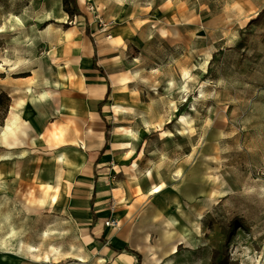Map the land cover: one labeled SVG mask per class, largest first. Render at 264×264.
I'll use <instances>...</instances> for the list:
<instances>
[{
	"label": "rangeland",
	"instance_id": "rangeland-1",
	"mask_svg": "<svg viewBox=\"0 0 264 264\" xmlns=\"http://www.w3.org/2000/svg\"><path fill=\"white\" fill-rule=\"evenodd\" d=\"M161 8L176 13L171 18ZM78 9L80 15L70 16L63 0H0V82L71 62L73 40L87 25L107 32L128 23L150 29L170 23L178 30L170 37L177 46L169 50L159 40V55L156 46L140 66L146 74L153 67L156 85L150 95L146 84V94L176 112L154 136L155 149L167 152L158 162L162 182L170 196L178 193L176 205L167 214L159 210L158 218L173 221L180 207L192 235L164 221L142 227L147 239L132 229L124 247L137 248L141 264H161L150 256L169 255L166 245L171 251V243L185 237L178 263L264 264V0H78ZM10 101L1 93L0 121ZM194 235L199 243L192 250ZM118 256L106 264L135 262ZM104 261L101 255L87 264Z\"/></svg>",
	"mask_w": 264,
	"mask_h": 264
},
{
	"label": "crops",
	"instance_id": "crops-1",
	"mask_svg": "<svg viewBox=\"0 0 264 264\" xmlns=\"http://www.w3.org/2000/svg\"><path fill=\"white\" fill-rule=\"evenodd\" d=\"M169 10L164 15L172 18L176 12ZM170 25L84 28L73 40L71 62L0 82V94L11 97L0 121V264H64L68 258L87 264L101 255L106 264L114 253L136 264L126 250L131 244L124 247L128 232L136 229L147 239L142 227L172 221L159 220L158 213L171 211L178 193L151 189L162 182L158 162L167 155L155 149L154 136L176 112L146 94V84L148 94L156 85L153 67L146 74L140 66L156 46L159 55L161 40L169 50L177 46L170 37L178 30ZM115 104L131 109L116 113ZM177 215L174 225L192 235L189 221ZM109 217L122 219L121 229L105 226ZM198 243L194 235L190 248ZM165 248L169 255L150 259L185 264L177 262L184 257L180 250ZM202 250L210 256L207 246Z\"/></svg>",
	"mask_w": 264,
	"mask_h": 264
},
{
	"label": "bare ground",
	"instance_id": "bare-ground-1",
	"mask_svg": "<svg viewBox=\"0 0 264 264\" xmlns=\"http://www.w3.org/2000/svg\"><path fill=\"white\" fill-rule=\"evenodd\" d=\"M204 92H205V91H204L203 86H202V88L199 90V93H200V95H203ZM157 93H158V92H157ZM113 109H114V111H115L116 113H118V112L121 111V110H130L131 108L124 107V106H122V105H120V104H115V105L113 106ZM125 130H126V131H129V128L126 127ZM165 188H166V182L163 181V182H161L160 184H156L155 186H153V188L151 189V194H159V193H161ZM188 194H189V200H190V201H193V200H194V197L192 196L190 190L188 191ZM180 202H181V201H180ZM179 204H180V203H179ZM177 209H178L179 212L182 213V214L180 213L181 215L186 214V213L184 212V210L181 209L180 207L177 208ZM193 224H194L196 230H199V226H198L197 222L194 221ZM180 240H182V241L176 242L175 244H173V245L171 246V252H173V253H174V252H177V251L179 250V249H178V248H179V244L187 243L185 237H182Z\"/></svg>",
	"mask_w": 264,
	"mask_h": 264
},
{
	"label": "trees",
	"instance_id": "trees-1",
	"mask_svg": "<svg viewBox=\"0 0 264 264\" xmlns=\"http://www.w3.org/2000/svg\"><path fill=\"white\" fill-rule=\"evenodd\" d=\"M63 4H64L65 11H67L70 16L81 14V12H79V9H78V0H63ZM86 31L90 32V25L86 26ZM95 67L97 68L96 64H95ZM100 71L104 72L102 69H100ZM126 249L137 257L138 261L136 262V264H141L140 253L137 250L131 249L129 247H127ZM117 251L121 252L122 250H117Z\"/></svg>",
	"mask_w": 264,
	"mask_h": 264
},
{
	"label": "built area",
	"instance_id": "built-area-1",
	"mask_svg": "<svg viewBox=\"0 0 264 264\" xmlns=\"http://www.w3.org/2000/svg\"><path fill=\"white\" fill-rule=\"evenodd\" d=\"M105 226H113V227H119L120 222L117 218L109 217L104 221Z\"/></svg>",
	"mask_w": 264,
	"mask_h": 264
}]
</instances>
